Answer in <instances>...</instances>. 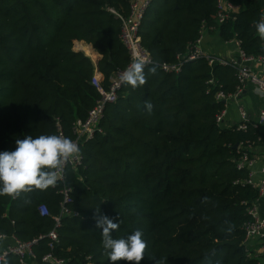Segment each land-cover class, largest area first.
I'll list each match as a JSON object with an SVG mask.
<instances>
[{
  "label": "trees",
  "instance_id": "16d2710c",
  "mask_svg": "<svg viewBox=\"0 0 264 264\" xmlns=\"http://www.w3.org/2000/svg\"><path fill=\"white\" fill-rule=\"evenodd\" d=\"M228 1L240 11L219 24L217 0H152L141 27L142 44L156 62L144 69L146 83L124 85L107 106L100 131L81 143L83 164L67 167L65 182L15 199L0 196V234L38 240L35 257L9 254L0 264H45L48 253L63 264H111L94 219L98 207L119 224L113 238L143 232L148 247L140 264H262L247 244L250 209L260 194L238 161L251 148L264 153V124L251 122L242 130L217 122L226 103L215 94L237 91L236 69L204 58L187 62L180 73L159 65L188 52L206 29L225 42L239 40L247 58L264 56L254 26L264 0ZM131 3L0 0V152L14 151L16 140L27 135L77 138L75 122L101 98L92 85L95 72L107 87L130 62L119 15H129ZM80 42L97 58L77 49ZM145 102L153 105L151 114ZM66 186L72 202L51 248L48 234L62 212Z\"/></svg>",
  "mask_w": 264,
  "mask_h": 264
},
{
  "label": "built area",
  "instance_id": "2783aa9c",
  "mask_svg": "<svg viewBox=\"0 0 264 264\" xmlns=\"http://www.w3.org/2000/svg\"><path fill=\"white\" fill-rule=\"evenodd\" d=\"M152 0H132L131 3V12L127 16L119 15V18L122 21V34L121 39L130 54V62L136 57L139 56L146 61H148V65H154L156 62L153 60L147 49L142 44L141 39V27L142 22L144 20L147 9L149 8ZM218 6V18L217 21L219 24L224 23L229 18H234L232 14L238 13L240 11V6L234 4L228 0H217ZM264 13V10H263ZM203 39V34L196 41V43L190 48L188 52L185 54H179L177 56L176 61L174 62H164L159 64L160 68L165 72H173L180 73L183 69V66L190 61H195L201 58L206 59V61L211 65L215 66L217 64L227 66L230 65L234 69H236L237 78L239 80V86L237 91L234 94L226 95L225 92L220 88L215 94V97L219 101H224L226 103V110H224L221 114L217 116V122L222 124L224 123V117L226 111L229 106V102L234 100L237 101L245 89L252 85L257 88L260 92L264 93V74L259 71H255L251 64L260 63L264 64V56H260L257 58H247L244 53L240 50L239 59H230L224 56H218L216 54L205 52L200 44ZM230 42H234L240 48L239 40H232ZM77 49L84 50L86 53L92 58L96 59L97 55L93 52V50L84 42H80L77 45ZM128 64V65H129ZM124 70V69H123ZM123 70H118L114 72L110 79L109 85L106 87L103 84L102 74L97 70L92 78V85L98 90L101 98L97 101L95 107L89 112L88 117L85 120H77L74 124L75 134L77 138L74 140L80 146L81 143L87 142L94 138V135L97 131H100L99 125L104 118L105 111L107 106L117 102L119 93L124 87V85L120 84L119 74ZM210 83L214 84V80H210ZM239 113L241 117V123L238 125L239 129H247V126L251 122H256L260 124H264V109L260 112L259 119L257 121H253L248 112L242 106H239ZM60 135H64L60 133ZM65 136V135H64ZM81 149V148H80ZM252 152L250 154L249 151H243L239 161L238 168H247L249 170V178L247 180L248 184H251L254 188L259 190L260 198L264 195V154L260 155L259 153H255V149L251 148ZM82 153V151H81ZM84 161V156L82 153V157L78 162L70 163L66 166L62 182H65V172L67 167H71L74 169H78L82 166ZM257 162H261L260 175L261 178L259 180L256 179L257 173L253 169V167L257 164ZM72 188L64 187L62 190V194L64 195V202L62 206V212L59 216L55 218L56 226L55 228L48 234V237L51 239L50 247L54 248L53 242H58V232L57 229L61 224V218L64 214L68 213L66 209L67 204L72 202L71 199ZM259 198V199H260ZM258 199V200H259ZM253 204L250 209V214L254 217V221L248 226L247 230V242L249 243L251 239L258 237L260 242L264 245V218L258 217V209L257 202ZM39 211L42 215L48 216L50 214L46 205H41L39 207ZM13 241V242H10ZM38 240H34L32 242H20L15 237H7L4 234H0V263L9 255L15 254L22 259L26 256L35 257V254L32 250L33 244L37 243ZM247 243V244H248ZM263 254H264V246H263ZM43 262L45 264H63L64 260L57 259L54 257L53 253H48L43 257Z\"/></svg>",
  "mask_w": 264,
  "mask_h": 264
},
{
  "label": "clouds",
  "instance_id": "9594fccd",
  "mask_svg": "<svg viewBox=\"0 0 264 264\" xmlns=\"http://www.w3.org/2000/svg\"><path fill=\"white\" fill-rule=\"evenodd\" d=\"M254 26L260 39L264 40V13ZM147 65L148 61L136 56L119 74L120 84L132 88L144 85ZM145 108L151 114L153 105L145 102ZM81 157L78 143L64 135H27L17 139L14 151L0 152V196L15 199L22 193L55 187L63 179L66 166L78 162ZM94 219L97 227L102 229V246L111 264L120 261L140 264L148 247L141 230H135L127 239L113 238L112 232L119 229V224L100 213L99 207Z\"/></svg>",
  "mask_w": 264,
  "mask_h": 264
},
{
  "label": "crops",
  "instance_id": "0c3cea01",
  "mask_svg": "<svg viewBox=\"0 0 264 264\" xmlns=\"http://www.w3.org/2000/svg\"><path fill=\"white\" fill-rule=\"evenodd\" d=\"M200 46L205 52L216 54L218 56H224L235 60L240 57V48L234 42H225L220 34L215 30L206 29L203 32V39ZM251 67L255 71H259L264 74V64L253 63L251 64ZM239 106L245 108L253 121H257L259 119L260 112L264 109V93L260 92L254 86L249 85L237 101L232 100L229 103L224 117V127H232L241 123ZM259 154L262 155L264 153ZM253 169L257 173L256 179L259 180L261 178V175L259 174L261 162H257ZM257 209L258 217L264 218V195L258 200ZM248 245L256 256H261L262 264H264V245L260 242V239L255 237L250 240Z\"/></svg>",
  "mask_w": 264,
  "mask_h": 264
},
{
  "label": "bare ground",
  "instance_id": "6f19581e",
  "mask_svg": "<svg viewBox=\"0 0 264 264\" xmlns=\"http://www.w3.org/2000/svg\"><path fill=\"white\" fill-rule=\"evenodd\" d=\"M140 34H141V32H140ZM191 62V61H190ZM227 66H229V67H232V66H230V65H227ZM233 68V67H232ZM247 169V168H246ZM251 185V184H250ZM252 186V185H251ZM13 254V253H12Z\"/></svg>",
  "mask_w": 264,
  "mask_h": 264
},
{
  "label": "rangeland",
  "instance_id": "374dc122",
  "mask_svg": "<svg viewBox=\"0 0 264 264\" xmlns=\"http://www.w3.org/2000/svg\"><path fill=\"white\" fill-rule=\"evenodd\" d=\"M230 102H231V101H230ZM230 102H229V103H230Z\"/></svg>",
  "mask_w": 264,
  "mask_h": 264
},
{
  "label": "water",
  "instance_id": "95a60500",
  "mask_svg": "<svg viewBox=\"0 0 264 264\" xmlns=\"http://www.w3.org/2000/svg\"><path fill=\"white\" fill-rule=\"evenodd\" d=\"M237 147V146H236Z\"/></svg>",
  "mask_w": 264,
  "mask_h": 264
}]
</instances>
